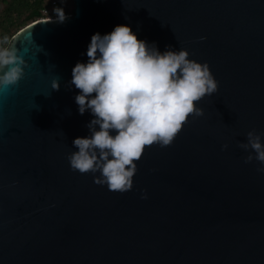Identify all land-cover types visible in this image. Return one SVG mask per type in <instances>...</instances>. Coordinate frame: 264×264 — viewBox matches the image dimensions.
Returning a JSON list of instances; mask_svg holds the SVG:
<instances>
[{"label":"water","instance_id":"obj_1","mask_svg":"<svg viewBox=\"0 0 264 264\" xmlns=\"http://www.w3.org/2000/svg\"><path fill=\"white\" fill-rule=\"evenodd\" d=\"M72 2L12 36L28 64L0 88V264H264V173L240 147L264 134V0ZM116 24L186 48L218 80L170 144L145 146L126 191L68 159L93 117L72 68Z\"/></svg>","mask_w":264,"mask_h":264},{"label":"clouds","instance_id":"obj_2","mask_svg":"<svg viewBox=\"0 0 264 264\" xmlns=\"http://www.w3.org/2000/svg\"><path fill=\"white\" fill-rule=\"evenodd\" d=\"M53 12L52 19L66 18L62 6L54 5ZM16 41L0 36V88L16 85L25 74L28 61ZM87 56L73 66L71 83L80 89L75 95L78 111L89 110L93 117L89 134L73 139L77 149L68 156L70 166L99 173L95 182L110 190H130L145 146L170 144L189 114H203L196 102L215 92L218 80L207 61L190 58L183 47L161 51L155 42L138 39L129 24L94 32ZM51 83L52 88L60 86L57 78ZM246 135L240 142L251 149L245 162L260 161L257 170L264 173V134L251 129Z\"/></svg>","mask_w":264,"mask_h":264},{"label":"trees","instance_id":"obj_3","mask_svg":"<svg viewBox=\"0 0 264 264\" xmlns=\"http://www.w3.org/2000/svg\"><path fill=\"white\" fill-rule=\"evenodd\" d=\"M42 0H35L33 4L29 0H8L5 12L14 14L15 17L11 18L5 27V35L10 38L19 30L21 24L27 20H35L43 16L40 5Z\"/></svg>","mask_w":264,"mask_h":264},{"label":"rangeland","instance_id":"obj_4","mask_svg":"<svg viewBox=\"0 0 264 264\" xmlns=\"http://www.w3.org/2000/svg\"><path fill=\"white\" fill-rule=\"evenodd\" d=\"M8 0H0V36L5 35V27L9 23L8 21L11 20V18L15 17L14 14H9L5 12L6 4ZM31 4L35 2V0H29ZM54 5L56 6H62L65 10V13H70L72 12L73 9V2L72 0H42L40 9L41 12L44 14L46 17H52L55 16V13L53 12V7ZM33 20H27L21 24L19 29L26 24L30 23Z\"/></svg>","mask_w":264,"mask_h":264},{"label":"built area","instance_id":"obj_5","mask_svg":"<svg viewBox=\"0 0 264 264\" xmlns=\"http://www.w3.org/2000/svg\"><path fill=\"white\" fill-rule=\"evenodd\" d=\"M42 17H46V16H44V14H43V16ZM42 17H40V18H42Z\"/></svg>","mask_w":264,"mask_h":264}]
</instances>
